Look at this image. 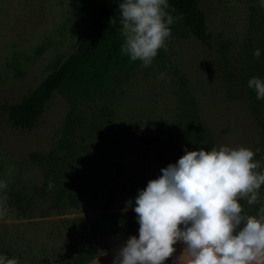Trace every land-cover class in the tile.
<instances>
[{"label": "rangeland", "instance_id": "obj_1", "mask_svg": "<svg viewBox=\"0 0 264 264\" xmlns=\"http://www.w3.org/2000/svg\"><path fill=\"white\" fill-rule=\"evenodd\" d=\"M80 1L0 0V254L19 264H113L139 236L135 197L161 175V143L200 120L234 127L220 144L259 148L264 165V100L243 92L246 79H264L253 55L264 42L260 0H201L206 44L172 27L151 66L114 73L94 96L56 91L34 128L11 126L2 106L38 85L88 28ZM49 166L79 188L75 199L8 202L11 186L31 193ZM259 199L240 201L244 213L264 206V185ZM174 248L164 264H187L184 245Z\"/></svg>", "mask_w": 264, "mask_h": 264}, {"label": "clouds", "instance_id": "obj_2", "mask_svg": "<svg viewBox=\"0 0 264 264\" xmlns=\"http://www.w3.org/2000/svg\"><path fill=\"white\" fill-rule=\"evenodd\" d=\"M260 4L264 7V0ZM169 9V0H120V52L129 63L149 67L160 49L167 50L171 26L180 19ZM110 24H117L116 16ZM253 55L259 58L260 49ZM248 87L257 100H264V79L253 76ZM259 151L226 144L186 150L162 168L161 175L138 190L133 211L139 236L127 239L113 264H164L178 242L184 245L187 264H264V206L248 215L240 202H260L264 165L255 159ZM6 187L0 182V189ZM3 205L0 201V214L6 211ZM0 264L19 261L0 254Z\"/></svg>", "mask_w": 264, "mask_h": 264}, {"label": "trees", "instance_id": "obj_3", "mask_svg": "<svg viewBox=\"0 0 264 264\" xmlns=\"http://www.w3.org/2000/svg\"><path fill=\"white\" fill-rule=\"evenodd\" d=\"M200 1L169 0V11L172 15L180 17L171 27L206 44L207 21ZM119 3L120 0L80 1L79 14L83 19L90 21L88 28L74 50L59 61L38 85L22 98L2 106L11 126L30 130L38 124L47 102L56 91L75 96H94L106 88L114 73L131 69L139 62L129 63V58L121 55L123 37L119 31L122 27L119 24ZM115 16L117 24L112 26L110 18ZM259 49L261 55L257 61L264 63V42ZM244 82V90L241 88L244 94H254L255 91L248 87V79ZM233 130L234 127L226 125L220 128L210 127L201 120L198 124L186 126L161 143L162 148L157 155L161 168L177 162L186 150H210L212 147L223 145L220 142ZM61 172L60 168L53 166H49L47 170L43 169L41 182L34 184L29 194L11 186L8 202L18 209H27L31 205L44 202L51 204L64 199H75L79 188L71 182H66Z\"/></svg>", "mask_w": 264, "mask_h": 264}]
</instances>
